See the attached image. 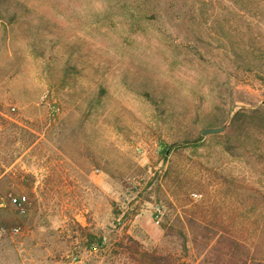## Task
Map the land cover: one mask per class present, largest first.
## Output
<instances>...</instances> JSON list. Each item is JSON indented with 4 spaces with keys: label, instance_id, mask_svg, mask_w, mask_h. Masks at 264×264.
<instances>
[{
    "label": "rangeland",
    "instance_id": "rangeland-1",
    "mask_svg": "<svg viewBox=\"0 0 264 264\" xmlns=\"http://www.w3.org/2000/svg\"><path fill=\"white\" fill-rule=\"evenodd\" d=\"M243 4L0 0V199H27L0 264H133L109 248L162 247L168 214L264 254V127L200 134L264 112V0Z\"/></svg>",
    "mask_w": 264,
    "mask_h": 264
},
{
    "label": "trees",
    "instance_id": "trees-1",
    "mask_svg": "<svg viewBox=\"0 0 264 264\" xmlns=\"http://www.w3.org/2000/svg\"><path fill=\"white\" fill-rule=\"evenodd\" d=\"M246 1L248 0H232L239 7H244L243 2ZM263 127L264 112L260 107H239L231 114L221 135L226 137L227 143L231 140L239 143L242 132L250 128L257 133ZM168 147L169 145L162 144V151H167ZM26 203L25 195L5 193V198L0 199V225H5L6 217L14 224L18 219L17 215L23 213ZM9 208H13V211H9ZM159 216L161 215L155 213V217ZM162 217L164 220L160 222V226L165 238L162 247L145 249L138 240L124 234L115 243L118 250L110 247L109 253L118 254L133 264H264V254L251 251L228 230L216 228L194 214H176L173 217L168 214ZM77 228L85 238L83 245L87 250L107 246L101 231L97 235V232L90 231L87 226L77 224Z\"/></svg>",
    "mask_w": 264,
    "mask_h": 264
},
{
    "label": "water",
    "instance_id": "water-1",
    "mask_svg": "<svg viewBox=\"0 0 264 264\" xmlns=\"http://www.w3.org/2000/svg\"><path fill=\"white\" fill-rule=\"evenodd\" d=\"M227 120H225L222 124L218 126H206L201 129L200 134L201 135H207V134H215L221 132L227 125Z\"/></svg>",
    "mask_w": 264,
    "mask_h": 264
},
{
    "label": "built area",
    "instance_id": "built-area-1",
    "mask_svg": "<svg viewBox=\"0 0 264 264\" xmlns=\"http://www.w3.org/2000/svg\"><path fill=\"white\" fill-rule=\"evenodd\" d=\"M192 196H193V197H196L197 194L192 193ZM156 213L160 214V210H159L158 208H156ZM12 231H13V232H17V228H12Z\"/></svg>",
    "mask_w": 264,
    "mask_h": 264
}]
</instances>
